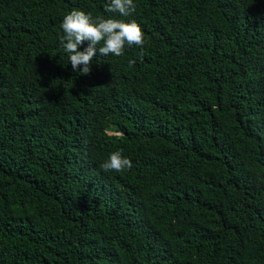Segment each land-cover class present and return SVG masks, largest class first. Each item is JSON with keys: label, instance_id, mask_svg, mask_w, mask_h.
<instances>
[{"label": "trees", "instance_id": "trees-1", "mask_svg": "<svg viewBox=\"0 0 264 264\" xmlns=\"http://www.w3.org/2000/svg\"><path fill=\"white\" fill-rule=\"evenodd\" d=\"M109 2L0 0V264H264V0ZM74 9L143 48L74 72Z\"/></svg>", "mask_w": 264, "mask_h": 264}, {"label": "clouds", "instance_id": "clouds-1", "mask_svg": "<svg viewBox=\"0 0 264 264\" xmlns=\"http://www.w3.org/2000/svg\"><path fill=\"white\" fill-rule=\"evenodd\" d=\"M135 10L133 0H110L104 9L105 12L118 14L120 17H129ZM60 27L63 31L60 44L68 54L72 70L81 75L90 72V65L97 50L105 57L109 55L120 57L124 54L125 45L143 48L145 43L144 33L135 20L125 22L117 18L97 17L93 21L91 15L83 10L74 9L66 14ZM85 41L88 42V46L80 51L79 48ZM101 42L102 46L97 47ZM101 167L105 171L119 172L130 169L132 163L117 151L113 152Z\"/></svg>", "mask_w": 264, "mask_h": 264}]
</instances>
